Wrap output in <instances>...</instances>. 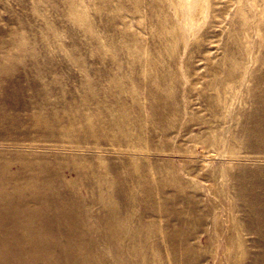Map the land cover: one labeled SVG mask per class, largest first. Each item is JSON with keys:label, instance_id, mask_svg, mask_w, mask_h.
<instances>
[{"label": "rangeland", "instance_id": "rangeland-1", "mask_svg": "<svg viewBox=\"0 0 264 264\" xmlns=\"http://www.w3.org/2000/svg\"><path fill=\"white\" fill-rule=\"evenodd\" d=\"M0 264H264V0H0Z\"/></svg>", "mask_w": 264, "mask_h": 264}]
</instances>
